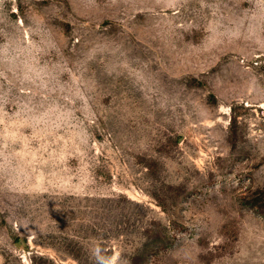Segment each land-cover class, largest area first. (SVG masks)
Wrapping results in <instances>:
<instances>
[{"label": "rangeland", "instance_id": "1", "mask_svg": "<svg viewBox=\"0 0 264 264\" xmlns=\"http://www.w3.org/2000/svg\"><path fill=\"white\" fill-rule=\"evenodd\" d=\"M0 256L264 264V0H0Z\"/></svg>", "mask_w": 264, "mask_h": 264}, {"label": "crops", "instance_id": "2", "mask_svg": "<svg viewBox=\"0 0 264 264\" xmlns=\"http://www.w3.org/2000/svg\"><path fill=\"white\" fill-rule=\"evenodd\" d=\"M0 264H4V263H3V259H2L1 256H0Z\"/></svg>", "mask_w": 264, "mask_h": 264}, {"label": "trees", "instance_id": "3", "mask_svg": "<svg viewBox=\"0 0 264 264\" xmlns=\"http://www.w3.org/2000/svg\"><path fill=\"white\" fill-rule=\"evenodd\" d=\"M18 241H15V243H17Z\"/></svg>", "mask_w": 264, "mask_h": 264}]
</instances>
